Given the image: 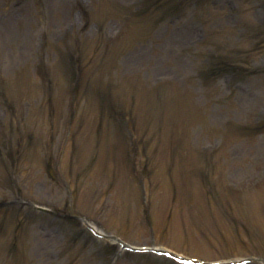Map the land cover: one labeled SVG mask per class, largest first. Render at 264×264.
Segmentation results:
<instances>
[{
  "label": "rangeland",
  "instance_id": "obj_1",
  "mask_svg": "<svg viewBox=\"0 0 264 264\" xmlns=\"http://www.w3.org/2000/svg\"><path fill=\"white\" fill-rule=\"evenodd\" d=\"M11 204L264 258V0H0V264L39 242ZM69 234L32 262L156 264Z\"/></svg>",
  "mask_w": 264,
  "mask_h": 264
},
{
  "label": "bare ground",
  "instance_id": "obj_2",
  "mask_svg": "<svg viewBox=\"0 0 264 264\" xmlns=\"http://www.w3.org/2000/svg\"><path fill=\"white\" fill-rule=\"evenodd\" d=\"M36 247H40L41 248V244L39 243V245H36Z\"/></svg>",
  "mask_w": 264,
  "mask_h": 264
}]
</instances>
